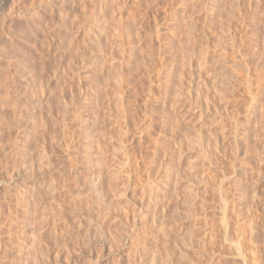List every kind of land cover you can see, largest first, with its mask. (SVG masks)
<instances>
[{
	"label": "rangeland",
	"instance_id": "rangeland-1",
	"mask_svg": "<svg viewBox=\"0 0 264 264\" xmlns=\"http://www.w3.org/2000/svg\"><path fill=\"white\" fill-rule=\"evenodd\" d=\"M0 264H264V0H0Z\"/></svg>",
	"mask_w": 264,
	"mask_h": 264
},
{
	"label": "bare ground",
	"instance_id": "bare-ground-1",
	"mask_svg": "<svg viewBox=\"0 0 264 264\" xmlns=\"http://www.w3.org/2000/svg\"><path fill=\"white\" fill-rule=\"evenodd\" d=\"M240 247V246H239ZM239 255H241V254H239ZM246 261V260H245Z\"/></svg>",
	"mask_w": 264,
	"mask_h": 264
}]
</instances>
